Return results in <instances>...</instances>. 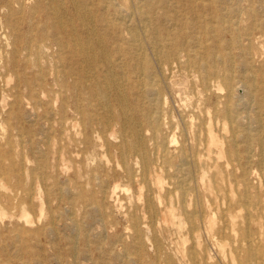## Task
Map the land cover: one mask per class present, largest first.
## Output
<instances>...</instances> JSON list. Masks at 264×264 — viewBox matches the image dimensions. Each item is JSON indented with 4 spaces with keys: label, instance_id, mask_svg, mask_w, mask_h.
<instances>
[{
    "label": "rangeland",
    "instance_id": "rangeland-1",
    "mask_svg": "<svg viewBox=\"0 0 264 264\" xmlns=\"http://www.w3.org/2000/svg\"><path fill=\"white\" fill-rule=\"evenodd\" d=\"M58 1L70 9L69 0ZM148 1L154 0H142L139 4L145 5ZM165 1L168 5L172 3ZM88 2L93 10L101 3L100 0ZM217 4L239 10L242 13L239 16L244 19L238 23L242 33L246 28L251 32L249 37H242L243 45L253 47L251 54L235 57L230 70L233 73L231 102L236 108L235 117L239 124L231 122L222 112L226 101L223 85L210 79L202 86L197 73L187 75V72L177 71L172 75L176 91L170 95L165 88V95L161 98L163 111L159 122L162 136L169 141L173 139L170 143L174 148L183 139L185 128L204 135L196 124V106H199L208 117L218 119V124L211 125L224 153L201 151L203 158L207 157L205 154L210 156L211 166L194 170L195 175L180 176L172 168L178 163L175 157L166 161L154 155L152 130L144 125L141 134L154 163L146 173L140 167L139 158L131 153L126 162L134 175L130 178L126 176L117 149L123 142L118 133L120 124L111 126L106 141V127L96 123L86 128L80 123V114L72 103V78H63V85L62 76H56L54 72L55 65L61 70L49 55L55 54L54 47L46 49L48 54L43 53L39 58L34 57L32 49L20 50L17 75L10 67L14 46H20L19 43L30 36L38 39L40 34L51 31L43 21L50 11L53 12L51 0H22L21 5L11 4L9 7L0 1V264H238L236 260L231 262L228 259L233 245H241L240 257L245 255L247 242L242 238L245 231L252 233L255 241L252 245L254 259L257 263L263 259L264 264V28L252 30L251 1L226 0L224 5L217 0ZM107 12L113 13L112 9ZM259 17L264 18V12H259ZM70 21L68 19V24ZM157 23L170 27L163 19H157ZM74 24L83 37V29L77 22ZM96 30L100 32V27ZM229 35L226 32L224 37ZM149 38L148 34L145 38L142 35L147 44L145 50L148 47L146 52L153 54ZM26 52L29 56L25 61L23 54ZM243 59L248 61L247 67L242 66ZM40 68L45 78L39 83L41 85L28 90L23 86L22 78L34 79ZM245 73L255 77L257 90L251 94L243 78ZM192 79L194 84L190 81ZM86 93L81 96L85 108L92 114L105 116L106 107L101 98ZM128 94L127 108L119 106L114 97H109L115 112L132 111L130 105L134 97L132 92ZM243 134L250 137L246 139ZM257 138L262 141L258 143ZM231 148L236 156L230 152ZM157 164L165 170H158ZM202 173L204 186L198 187L194 180ZM159 177L166 184L162 188L155 185ZM178 177L187 178L189 188L176 185ZM147 183L152 185L147 187ZM147 201L154 204V211H146ZM132 215L139 216L144 222L146 246L143 250H138L134 243ZM25 216L29 222L25 221ZM153 238L159 243L157 249ZM216 241L222 244L220 248ZM71 244L76 245L74 253L70 252Z\"/></svg>",
    "mask_w": 264,
    "mask_h": 264
},
{
    "label": "bare ground",
    "instance_id": "bare-ground-1",
    "mask_svg": "<svg viewBox=\"0 0 264 264\" xmlns=\"http://www.w3.org/2000/svg\"><path fill=\"white\" fill-rule=\"evenodd\" d=\"M0 1L7 7L11 6V4L21 5L22 3V0ZM114 1L116 2V0H100L101 3L98 4V8L93 10L89 7L90 3L88 0H69L71 5V7L69 6L70 9L65 6L63 7L58 0H51L53 12L50 11V14H48L49 16H46L43 20L47 26H50L51 31L40 34L38 39H36L34 35L30 36L28 40L26 38L21 41L19 43L20 46H14V49H12L13 51H11L12 56L10 58L11 69H13L14 73L17 75L16 68L18 67V62L22 54L20 50L29 51L32 49L34 50V57L39 58L43 55V53L44 55L48 54L46 49L54 47L56 49L55 54L49 55L51 56V59L55 60V64L58 63V66H61V70H59L55 65V67H53L54 72L56 73V76H62L61 83L63 85L65 83L63 78H72V84L70 85L72 94H74L72 95V103L74 109L78 112V114H80V123H82L86 128H91L92 124L96 123L100 124L102 128L106 127V141L107 135L111 131V126L120 124L118 127V133L122 136L123 142L118 144L119 146L117 149L120 150V157L122 163L124 164L125 172L127 173L126 176L130 178H134V175L126 162L131 156V153L139 158L141 164L140 167H142V170L146 173L150 170L151 164L154 163L153 158L149 155L147 148L148 144L146 145L143 139L144 136L141 134V128L144 125L149 126L152 130V138L155 140L153 151L156 152H154V155L157 154L156 157L166 159V161L169 160L168 158L170 157H175L178 160V163H176L172 168L175 172L181 174L180 176H191L194 174V170L197 171L209 168L211 166V158L208 154H205L207 157L203 158V155L200 154L201 151L211 153V151L214 150L218 155L224 153L219 140L214 135L211 125L218 124V119L216 117H208L204 109L196 106L198 111L195 114L198 119L196 124H199L198 126L201 128V131H204V135H200L202 132H190V130L184 127L185 129L182 131L183 139L179 145L173 148L170 143L173 142V139L170 141L167 140L166 137L162 136L161 133L163 132H160V126L162 124L159 120L160 117H162L161 115L163 111L161 98L165 95L163 94L165 88H167L169 94H174L176 91L172 80V75L175 72L183 71L187 72V75L188 73L190 74L194 72L197 73L198 80L202 86H205L208 80L213 79V81L216 80L218 84L223 85L226 88V101L224 102L222 112L227 117L229 116L231 122L239 124L235 117L236 108L231 102V81L233 79V73L231 74L230 70L232 68V60L235 57H243L247 54H251L253 49L251 45H243L242 37H249L251 32L247 31L246 28V31L242 33L240 29L241 27H239L240 24L238 25V23L244 21L243 17L239 16L242 15V13H239V10H235L232 7L218 6L217 0H169L172 2L169 5L165 0H154L152 2L148 1L145 5L139 4V1L142 0H118L116 3ZM250 1L251 4L249 5V11L251 16L250 24L253 25L252 30H261L264 28V18L259 17V12H264V0H249V2ZM224 2L226 3V0H220L221 4H224ZM109 9H112L113 13L107 12ZM69 15L74 18L71 19L68 17ZM68 19L71 20L69 24L67 22ZM157 19L167 21L170 27L168 28L160 23H157ZM73 21L77 22L83 29V37L79 35V31ZM40 26L42 25L40 24ZM96 27H100V32L99 30L97 32ZM226 32L230 33L227 38L224 37ZM145 34H148L150 37L149 44L154 50L153 54L147 53L148 47L145 50L147 44L144 43L142 39V35H144L145 38ZM234 50L237 52H234ZM28 56L27 52L24 53L23 59H28ZM33 62L35 61L33 60ZM246 64H248V61L243 59L242 66L247 67ZM43 72L44 71L40 68L34 79L22 78L21 82L23 83V86L28 90H33L34 87L39 83H42V79L45 78ZM243 78H245L249 94L257 90L254 76L247 75V73H245ZM102 79L105 80L106 83L103 82ZM190 81L194 84L193 79ZM87 82H89V85ZM129 91L132 92L134 97L132 99L133 102L130 105L132 111L128 112V109H126L127 111L122 110V112H115L114 108L111 106L113 103L110 102L109 97H114L119 106H126L127 108ZM86 92L91 94L93 93L98 99L101 98L102 105L106 107L105 116L92 114L89 109L85 108L86 106L84 105V101L81 96L87 94ZM105 98L106 101L104 100ZM218 111L219 110H216L217 113ZM213 118L215 120H213ZM173 124L171 123V125ZM229 125L230 127L232 126L231 124ZM167 130L169 129L167 128ZM167 135L170 136V134ZM48 137H46V139ZM242 137L248 139L250 136L243 134ZM256 141L260 143L262 140L261 138H257ZM230 152L235 154V151L232 148ZM245 152L247 153V151ZM9 167L10 166L7 168ZM157 169H160V171L165 170V168L159 164H157ZM31 171L33 172L34 169L32 168ZM203 174L204 173L197 178L194 177L195 185L198 187L204 186ZM40 176H42V173ZM173 177L175 176L173 175ZM142 181L145 183V179ZM175 184L184 187V189L189 188L190 185L187 183V178L184 177L180 179L179 177L176 178ZM149 185L152 184H148L147 187H150ZM155 185L158 188H162L166 184L164 185L162 178L159 177L155 182ZM193 191L194 190H192V192ZM184 195L185 192L182 193V197H184ZM219 197L221 198V196ZM247 202L249 203V201ZM152 203L147 201L146 211H154L155 206ZM203 208L206 210V205H203ZM131 219L133 221L132 228L134 229V243L138 250H143L146 246L144 245L145 242L143 239L144 222L137 215H132ZM25 221L29 222L27 216H25ZM155 221L156 220L154 219V222ZM189 231L190 234H192V230ZM69 237L71 238V236ZM189 238H191V235ZM242 238L247 242V246L244 248L245 255L240 257L239 250L241 245H233L234 248L230 250V257L228 260L231 262L236 260L238 264H263V259L260 260V263H257L254 259V253L252 251L254 240L252 239V233L245 231L242 233ZM91 241L93 240L91 239ZM67 242L70 241L68 240ZM216 243L218 248H220L222 244L219 241H216ZM71 245L72 248L70 252L74 253V248H76L77 243L75 247H73V244ZM153 245L156 249L159 247V243L155 238H153ZM153 264L156 263L153 262Z\"/></svg>",
    "mask_w": 264,
    "mask_h": 264
}]
</instances>
